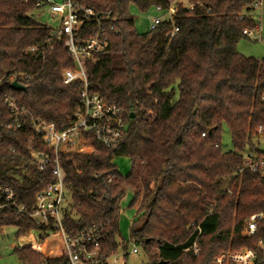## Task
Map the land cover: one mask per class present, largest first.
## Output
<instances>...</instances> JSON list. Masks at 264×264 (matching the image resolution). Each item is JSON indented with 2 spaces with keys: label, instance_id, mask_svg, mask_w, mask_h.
Instances as JSON below:
<instances>
[{
  "label": "trees",
  "instance_id": "obj_1",
  "mask_svg": "<svg viewBox=\"0 0 264 264\" xmlns=\"http://www.w3.org/2000/svg\"><path fill=\"white\" fill-rule=\"evenodd\" d=\"M45 1L0 0V111L7 117L3 100L12 97L34 119L61 129L80 105L83 82L63 84V72L74 63L64 42L33 17ZM176 1L79 0L95 10L108 35L105 50L84 62L89 91L123 109L126 136L116 148L89 140L93 152L61 155L73 203L63 224L71 238L96 227L107 255L134 242L149 264H216L229 252H258L264 241V219L254 236L243 235L250 216L264 213V179L239 174L246 152L264 155L254 142L258 130L264 132V58L237 49L248 39L243 31L255 25L252 0H185L195 9L179 6L175 36L168 35V21L146 33L136 30L132 10H167ZM97 29L86 23L77 39ZM14 81L25 90L12 89ZM223 127L231 134L229 151L222 147ZM25 133L2 131L0 179L32 211L37 193L54 178L50 168L28 174L7 168L32 161ZM117 158L132 164L126 177ZM128 192L136 215L126 241L120 218ZM195 226L201 228L198 256L190 249ZM8 228L16 229L20 243L13 253L23 264H68L54 243L35 248L23 241L34 229L46 230L29 217L1 212L0 234Z\"/></svg>",
  "mask_w": 264,
  "mask_h": 264
},
{
  "label": "built area",
  "instance_id": "obj_2",
  "mask_svg": "<svg viewBox=\"0 0 264 264\" xmlns=\"http://www.w3.org/2000/svg\"><path fill=\"white\" fill-rule=\"evenodd\" d=\"M184 1L177 0L167 10L162 7L154 9L157 13L163 14V17L150 18L149 29L154 30L161 22L168 21L173 24L168 35L175 36L179 28L173 21L179 6L189 11L195 9L193 4ZM262 3V0H252L251 8L253 11L259 10ZM37 8L38 10L46 9L55 22L58 21V27H49L50 36L53 40L64 42L73 60L74 69L63 72V84L71 85L75 81H82L83 95L76 112L68 119V125L61 129L55 124L34 119L14 98L7 97L3 100L8 115L5 117L0 111V144L3 141L2 131H10L14 134L26 131L28 138L25 150L30 153L31 162L37 163L28 173L41 172L50 168L54 180L37 193L34 208L29 211L19 204L14 187L0 179V213L6 210L14 211L32 219L36 226L46 229H34L27 238L23 239L35 248H40L49 238H61L68 264H125L127 257L140 253L141 249L134 242L130 251L107 255L100 251L104 237L96 227L82 232L76 238H71L63 224V217L73 210V203L69 204L66 200L69 193L61 155L93 152L94 149L90 146L89 140L103 148H116L126 136L123 109L118 105L109 104L97 94L90 93L84 66L87 59L101 53L107 47L106 29L102 27V21L97 17L95 10L80 3L79 0H62L61 3L46 0L44 3H38ZM86 23H96L98 29L89 39L82 41L77 39V36ZM110 31H113V27H110ZM243 35L258 42L263 40L261 26L256 23L252 29L244 30ZM258 134L264 139L261 128ZM10 151L15 153L16 148H11ZM243 171L260 175L264 179V155L246 152L239 174ZM262 219H264V213L250 216L243 235L254 236L258 222ZM195 232L197 235L190 249L195 256H198L200 249L197 239L201 235L200 226H195ZM258 252L253 249H244L227 254L217 262L218 264H264V241L259 242Z\"/></svg>",
  "mask_w": 264,
  "mask_h": 264
},
{
  "label": "rangeland",
  "instance_id": "obj_3",
  "mask_svg": "<svg viewBox=\"0 0 264 264\" xmlns=\"http://www.w3.org/2000/svg\"><path fill=\"white\" fill-rule=\"evenodd\" d=\"M56 3H61L62 0H53ZM186 3V1H184ZM132 15L134 18L135 28L139 33H146L149 31L150 18L152 17H163V14L157 13L154 9L147 14H141L137 10H132ZM260 16V13L257 12V16ZM33 17L39 21L41 24L50 27H58V21L52 18V16L46 11V9L38 10L33 14ZM263 26V22L261 23ZM262 41L258 42L252 39H242L237 45L238 51L245 56H253L256 58H264V33H262ZM255 144L258 146L259 150L264 152V139L262 137L257 138ZM222 147L225 151L232 150V141L231 134L227 127H223L222 132ZM91 153V152H90ZM116 165L118 166L119 173L126 177L131 172L132 164L127 158H117L115 160ZM36 162H27V164L18 165L16 163H11L7 165V168L14 170L16 173L20 172L21 174H28V171L36 166ZM132 198L131 193H127L126 197L121 203V218H120V233L121 236L129 241L130 228L132 226L136 212L134 209H129L128 205ZM67 202L72 203L71 197L68 194L66 196ZM49 243H54L56 246V251L58 253L64 251V244L61 238H49ZM20 243L16 238V229L8 228L4 231L3 234H0V264H23L13 253L16 245ZM141 250L137 255H132L128 257L127 264H149L146 254L143 252L140 245H137ZM133 247V242L129 243L128 251ZM119 251L118 253H121ZM200 253V252H199ZM233 254V253H228ZM227 255V254H225ZM219 257L217 260L221 259L223 256ZM216 260V264H218Z\"/></svg>",
  "mask_w": 264,
  "mask_h": 264
},
{
  "label": "crops",
  "instance_id": "obj_4",
  "mask_svg": "<svg viewBox=\"0 0 264 264\" xmlns=\"http://www.w3.org/2000/svg\"><path fill=\"white\" fill-rule=\"evenodd\" d=\"M262 7L259 10L253 11L250 18L254 21V23L261 26L262 33H264V0H262ZM257 12L260 13V16H257ZM263 22V26L261 23Z\"/></svg>",
  "mask_w": 264,
  "mask_h": 264
},
{
  "label": "water",
  "instance_id": "obj_5",
  "mask_svg": "<svg viewBox=\"0 0 264 264\" xmlns=\"http://www.w3.org/2000/svg\"><path fill=\"white\" fill-rule=\"evenodd\" d=\"M11 87H12V89L17 90V91H24L25 90V87L16 81L12 82Z\"/></svg>",
  "mask_w": 264,
  "mask_h": 264
}]
</instances>
